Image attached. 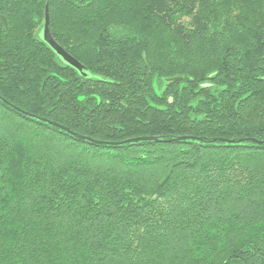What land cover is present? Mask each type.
Here are the masks:
<instances>
[{
	"label": "trees",
	"instance_id": "16d2710c",
	"mask_svg": "<svg viewBox=\"0 0 264 264\" xmlns=\"http://www.w3.org/2000/svg\"><path fill=\"white\" fill-rule=\"evenodd\" d=\"M252 140L264 0H0V264H264Z\"/></svg>",
	"mask_w": 264,
	"mask_h": 264
},
{
	"label": "water",
	"instance_id": "95a60500",
	"mask_svg": "<svg viewBox=\"0 0 264 264\" xmlns=\"http://www.w3.org/2000/svg\"><path fill=\"white\" fill-rule=\"evenodd\" d=\"M43 40L64 61V63H66L67 65L71 66L72 68L78 70L81 73L84 72L85 68L77 60H75L72 56H70L63 48H61L52 38V35L50 33V14H49L48 8H46V11H45V24L43 27ZM43 122L50 124V125L54 126L55 128H58L59 130L70 134L71 136L78 137L79 139L84 140L86 142H90V143L96 144V145H107V144L99 142V141H95V140H92L89 138L77 136L76 134L71 132L69 129L62 127L58 124L47 122L44 120H43ZM156 140H157L156 138H139V139L129 140V141L122 143L120 145L138 143V142H146V141H156ZM252 141L258 145L264 144V142H258V141H254V140H252ZM230 143H235V142L232 141ZM116 145H118V144H116Z\"/></svg>",
	"mask_w": 264,
	"mask_h": 264
}]
</instances>
